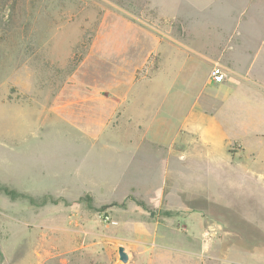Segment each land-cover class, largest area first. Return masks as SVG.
Listing matches in <instances>:
<instances>
[{
    "label": "rangeland",
    "instance_id": "obj_1",
    "mask_svg": "<svg viewBox=\"0 0 264 264\" xmlns=\"http://www.w3.org/2000/svg\"><path fill=\"white\" fill-rule=\"evenodd\" d=\"M137 95L167 141L209 102L211 139L184 126L163 188L151 145L117 158L116 191ZM0 264H264V0H0Z\"/></svg>",
    "mask_w": 264,
    "mask_h": 264
},
{
    "label": "crops",
    "instance_id": "obj_2",
    "mask_svg": "<svg viewBox=\"0 0 264 264\" xmlns=\"http://www.w3.org/2000/svg\"><path fill=\"white\" fill-rule=\"evenodd\" d=\"M208 81H210L209 76L207 82ZM207 82H205L204 85L205 88L207 87ZM212 84L214 83L212 82ZM214 85H218V84H214ZM133 91L134 89H132L128 93L132 94ZM133 94L135 95V93ZM208 97L210 99H216L217 101H219L220 98L218 94H211ZM143 101L144 100L139 98L138 95L137 97L128 98L127 102L129 103L130 107L129 110L124 111L123 116L127 121L130 120L133 121V123L131 124L137 126L138 131L144 130V132H139L135 134H122V135L116 134L108 137L107 140L109 143L108 148L114 151L113 157L115 158V161H113V165L111 166L112 168L109 169L108 171V175L109 177L110 175H113V177H111L112 180L114 181L113 185H115V182H118L117 184L118 189H116V191L120 190L121 187L124 186L123 179L124 177L126 178L130 174L129 165L127 164L123 165L122 162L117 163L116 159L120 158L121 156H128L129 158L132 159L133 156L136 157L137 155H141L144 152H147L146 148L148 145H151V148L154 151L150 153L152 155H150L149 160L147 159L146 161L147 169L142 171L143 173H145L144 175H146L147 173L149 174V177L147 179L146 177H144V181L147 180L150 181L152 179H156L158 173L160 175V179L162 182V188L164 186L166 187L167 184L164 185V183L165 182L167 183L168 168L172 163V160L179 158V160L182 161L184 158L185 161V159L188 158L187 152L193 146L191 144L192 141L191 137L184 138L183 136H181L182 129L184 128V126H186L189 123L190 120H192V123L197 127V130H202L201 136L202 134L204 136V134H206V131L204 133L203 128L205 126L204 125L205 123L203 124V121L206 122L208 120L207 118L208 115L210 114L211 111H213V109L211 110V108L208 105L209 102H204V104L200 106L194 102L191 105L184 121L180 124L179 127L176 126L177 128H175L174 136L169 141H167V140L157 139L155 135L150 133V129H146L145 123L141 122L142 120L139 117H141L144 111L147 110V107L144 104L145 102ZM212 118H213V114H211L210 119ZM210 119L209 121H211ZM127 123L130 124L129 122H126V124ZM146 130L148 132H146ZM209 139L211 138H207L205 135L201 140L203 142H209L210 141ZM82 140L95 142L98 141V137L93 135H83V136H75L73 139L67 137L64 138L65 142L75 141L77 143ZM183 151H186V153ZM134 187H135L134 185L129 186V189L131 190Z\"/></svg>",
    "mask_w": 264,
    "mask_h": 264
},
{
    "label": "built area",
    "instance_id": "obj_3",
    "mask_svg": "<svg viewBox=\"0 0 264 264\" xmlns=\"http://www.w3.org/2000/svg\"><path fill=\"white\" fill-rule=\"evenodd\" d=\"M226 78L227 73L222 66L215 65L214 67H212L209 75L210 81H212L214 84H221L225 82Z\"/></svg>",
    "mask_w": 264,
    "mask_h": 264
},
{
    "label": "water",
    "instance_id": "obj_4",
    "mask_svg": "<svg viewBox=\"0 0 264 264\" xmlns=\"http://www.w3.org/2000/svg\"><path fill=\"white\" fill-rule=\"evenodd\" d=\"M119 258L123 263H127L129 261V255L126 253L124 247L119 248Z\"/></svg>",
    "mask_w": 264,
    "mask_h": 264
},
{
    "label": "trees",
    "instance_id": "obj_5",
    "mask_svg": "<svg viewBox=\"0 0 264 264\" xmlns=\"http://www.w3.org/2000/svg\"><path fill=\"white\" fill-rule=\"evenodd\" d=\"M4 191H6V190H4Z\"/></svg>",
    "mask_w": 264,
    "mask_h": 264
}]
</instances>
